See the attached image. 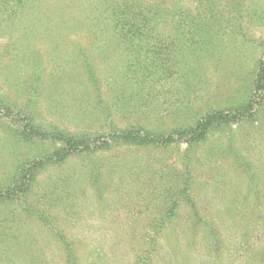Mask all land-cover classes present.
<instances>
[{
    "label": "rangeland",
    "instance_id": "rangeland-1",
    "mask_svg": "<svg viewBox=\"0 0 264 264\" xmlns=\"http://www.w3.org/2000/svg\"><path fill=\"white\" fill-rule=\"evenodd\" d=\"M263 62L264 0H0V192L34 172L0 264H264ZM216 110L197 141L112 137ZM26 121L94 143L47 162Z\"/></svg>",
    "mask_w": 264,
    "mask_h": 264
},
{
    "label": "trees",
    "instance_id": "trees-1",
    "mask_svg": "<svg viewBox=\"0 0 264 264\" xmlns=\"http://www.w3.org/2000/svg\"><path fill=\"white\" fill-rule=\"evenodd\" d=\"M150 19L148 17H144L142 22L144 24L148 23ZM120 20H116V25L119 24ZM134 26V25H133ZM134 35V34H132ZM257 86L262 87L264 85V62L262 66H260L258 74H257ZM240 112L236 111L229 116L228 112L223 110H216L211 113L204 115L200 120H198L193 128L187 129H179L174 132L168 133H154L149 131L142 130H119L112 134V137L118 141L129 144L136 145H153V146H163L167 145L175 139H187V141H197L203 139L207 134L209 128L217 123V122H228L229 118H234L239 115ZM23 128L27 135L29 136H37V137H49L54 140H58L61 143V147L55 150L50 156L47 157V162L49 161H62L66 157L71 154L77 152H85L90 151L92 147V143H94L93 139H90L88 136H67L62 132H46L41 128H38L32 125L31 122L26 121L23 125ZM43 162H31V167L27 166V171H35L36 168L40 167ZM26 166V165H25ZM24 167V166H23ZM25 168V167H24ZM34 173V172H32ZM29 175H21L18 173L14 176V179L11 181L13 183V187L8 193L0 192V200L5 198H10L9 195H15L16 193H24L27 191V187L31 180L33 179V174ZM27 179V180H25ZM8 194V195H7Z\"/></svg>",
    "mask_w": 264,
    "mask_h": 264
}]
</instances>
